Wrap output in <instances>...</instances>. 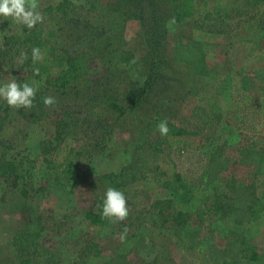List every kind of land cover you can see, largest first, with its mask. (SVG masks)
Segmentation results:
<instances>
[{
  "label": "rangeland",
  "instance_id": "1",
  "mask_svg": "<svg viewBox=\"0 0 264 264\" xmlns=\"http://www.w3.org/2000/svg\"><path fill=\"white\" fill-rule=\"evenodd\" d=\"M63 1L79 8L80 19L50 10ZM196 3L205 10L258 5L264 13V0ZM38 5L44 20L37 25L55 34L48 39L50 43L70 48L81 39L94 40L97 48L87 57L93 84L87 89L62 91L48 87L43 75L23 72L25 81H35L38 91L57 101L45 106L47 115L37 122H29L20 113L21 108L10 107L0 98V163L15 159L23 163V178L6 181L0 177V264H16L14 234L20 228L37 226L39 220L45 225L41 243L60 256L61 264H259L244 255L246 250L257 249L264 256V209L255 220L250 215L264 197V141L249 147L253 132H230L211 146L206 138H192L194 147L201 142L202 151L207 152L198 177L206 187L233 199L236 207L231 216L213 217L211 228H201L197 223L179 227L170 222L165 227L147 224L132 230L129 216L135 205L144 207L148 199L173 196L180 210L191 212L201 202V190L194 189L190 199L160 188L150 178L122 190L129 208L124 221L104 218L92 222L87 214L100 212L90 187L92 178L101 171L120 170L130 160L124 145L136 136L112 126V141L106 142L109 156H97L92 149L99 129L73 119L69 128L64 127V134L57 136L56 122L61 118L69 123L85 101L96 106L101 99L110 107L105 116L112 123L114 113L119 118L126 110L113 105L124 107L129 91L143 83L146 75L160 81L168 99L181 105L182 114H189L195 105L227 114L237 106L232 100L233 77L264 73V33L250 38L254 35L251 32L239 31L233 36L200 29L197 16L177 18L171 0H38ZM173 19L175 23L170 24ZM24 29L28 28L0 16V47L5 37ZM154 41L160 45V52L152 50ZM252 49H256L253 55L245 58ZM17 57L16 51L0 56V84L17 81L19 74L13 70ZM260 101L264 106V93ZM258 139L264 140V121L254 135V140ZM44 150L50 152L43 154ZM70 156V172L65 175L62 167L59 177L44 160L47 157L64 163ZM182 159L188 164V157ZM232 178L238 183H232ZM188 187L193 189L194 184ZM125 228L130 236L121 240ZM118 242H122L120 248L113 249Z\"/></svg>",
  "mask_w": 264,
  "mask_h": 264
},
{
  "label": "trees",
  "instance_id": "2",
  "mask_svg": "<svg viewBox=\"0 0 264 264\" xmlns=\"http://www.w3.org/2000/svg\"><path fill=\"white\" fill-rule=\"evenodd\" d=\"M171 1L177 18H195L197 16L196 24L200 29L228 33L233 36L237 35L239 31L251 32L254 35L250 38H257V34L264 33V27L260 20L264 21L261 6H233L229 9L220 8V10L215 7V10H205L196 3V0ZM50 10L59 11L72 19H80L79 8L67 1L61 2L57 7H51ZM54 36L55 34L51 31L47 32L44 26L36 25L32 29H24L5 37L4 44L0 47V56H8L11 52H17L18 57L13 63V70L19 74L16 82L21 85L27 82L21 74L23 72L34 73V69L38 68V75L45 77L48 87L62 91H77L92 86L93 80L90 76L87 57L97 48L94 40L84 38L79 40L76 45L66 48L50 43L48 39ZM150 46H152V50L160 52L158 49L160 45L156 41ZM33 47H39L44 53V59L35 64L32 61ZM255 50L252 49L250 53H245L244 57H251ZM21 52H26L28 56L23 63L19 62ZM201 70L204 72L203 69ZM232 88V100L237 103V106L227 114L212 112L202 105H195L189 114H182L179 111L181 105L168 99V94L166 95V91L161 88L160 81L151 75H146L143 83L129 91L128 96L124 99V107L113 105L114 108L121 111L126 109L119 118H115L116 113L113 114V124L106 121L105 113L110 107L101 99L98 100L96 106L90 101H85L81 105L82 110H77V113L73 112L71 120H68L67 124L63 119H58L56 122L57 136L64 134V127L69 128L74 121L87 122L88 125H94V128L99 129L97 144L92 149V153L97 156H109L106 151L108 148L106 142L112 141L114 132L112 126L122 127L132 133L131 137L136 136L124 145V151L130 155V160L120 170L101 171L92 178L90 187L99 203L100 212H89L88 218L92 219V222L104 220L102 209L107 188L113 187L122 191L150 178L160 188L171 190L174 195L189 196L190 199L193 196V190L199 188L201 202L194 211L189 212L180 210L176 205V198L173 196L153 201L148 199V203L144 207L137 204L132 209L129 216V222L134 226L132 230L147 224L153 227H165L170 222L179 227L197 223L201 228H211L214 218L231 216L236 207L233 199L222 192L206 187L205 183H201L198 175L205 166L207 152L202 151L204 147L201 146L203 145L201 142L194 147L195 141L192 138H206L207 144L211 146L221 142L230 132L242 131L247 134L253 132L256 135L259 123L264 121V106L260 101L261 94L264 93V73L254 77L239 74L233 77ZM45 97L46 92L37 91L33 106L26 111H24L25 108H21L20 113L29 122L41 120L47 115L43 103ZM73 119L74 121H72ZM165 119L168 121L169 133L162 136L157 130V124ZM254 135L250 138L249 147L251 148L263 144L262 141H264L254 140ZM96 136L94 134L95 138ZM49 152V150L42 151L43 154ZM183 157L189 158L188 164H184ZM71 159L72 156L64 163L50 160L47 157L44 160L49 168L56 170L57 177H59V169L62 167H64L65 175L70 172ZM189 161L192 164H189ZM181 163L182 165H180ZM22 165L23 163L16 159L2 161L0 177L6 181L10 178L17 180L23 178ZM185 175L186 178H183ZM198 180L200 183L195 182ZM231 180L232 183H238L235 178ZM262 180L264 182V179ZM190 184H194L193 189L188 187ZM263 209L264 197L260 198L253 206L250 214L251 219H257ZM44 230L45 225L39 220L37 226L32 224L16 231L13 237L16 264H39L40 259L45 261V264H61L60 256L56 252L50 253L41 243L40 239ZM129 232L128 230V235L124 240L130 236ZM121 245L122 242H118L112 248L119 249ZM162 251H164L163 248ZM244 255L253 261H258L259 264L264 261V256L260 255L257 249L246 250Z\"/></svg>",
  "mask_w": 264,
  "mask_h": 264
},
{
  "label": "clouds",
  "instance_id": "3",
  "mask_svg": "<svg viewBox=\"0 0 264 264\" xmlns=\"http://www.w3.org/2000/svg\"><path fill=\"white\" fill-rule=\"evenodd\" d=\"M38 0H0V16L11 18L17 24L26 26L28 29L34 28L38 23H42L44 16L38 11ZM175 20L170 21L174 24ZM26 52H21L19 62L27 60ZM44 53L39 47L32 48V61H42ZM35 74H39V69H34ZM38 85L29 84L27 82L22 85L15 80L0 84V98L13 108H31L33 101L36 98ZM46 107H51L57 103L56 98L47 96L43 99ZM157 130L162 136L169 133L168 121L162 120L157 124ZM129 215L127 198L124 193L113 187L107 188L103 201L102 217L112 219L113 222L124 221ZM127 228L120 234V239L123 240L127 233Z\"/></svg>",
  "mask_w": 264,
  "mask_h": 264
},
{
  "label": "crops",
  "instance_id": "4",
  "mask_svg": "<svg viewBox=\"0 0 264 264\" xmlns=\"http://www.w3.org/2000/svg\"><path fill=\"white\" fill-rule=\"evenodd\" d=\"M31 135V134H30Z\"/></svg>",
  "mask_w": 264,
  "mask_h": 264
}]
</instances>
